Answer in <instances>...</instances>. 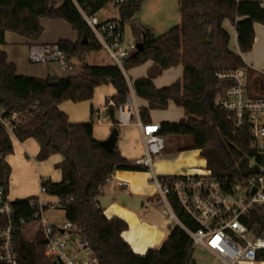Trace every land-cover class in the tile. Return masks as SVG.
Listing matches in <instances>:
<instances>
[{"label": "trees", "instance_id": "1", "mask_svg": "<svg viewBox=\"0 0 264 264\" xmlns=\"http://www.w3.org/2000/svg\"><path fill=\"white\" fill-rule=\"evenodd\" d=\"M111 0H63L56 8L54 0H0V109L8 112H27L18 125L15 136L19 141L29 138L39 144L37 160L42 162L58 154L61 180H45L49 196L56 197L65 212L66 220L73 223L81 237L98 256L101 264H189L194 252L192 238L178 225L171 226L168 237L160 248L149 249L137 255L123 238L128 224L121 218H107L98 204V196L116 171H145L122 156L118 147L107 149L93 136V123H74L60 110L66 101L74 103L91 100L97 87L111 84L115 94L106 99L117 104L129 95L128 81L114 65L85 63L77 76H63L54 80L20 75L16 66L8 61L1 47L5 33L19 34L35 42L44 33L41 19H60L77 33L78 40H60V49L69 58L89 55L100 50L95 35L87 25L80 9L96 15ZM146 0L127 2L119 6L124 26L140 12ZM180 22L167 32L156 35L145 29L143 48L134 52L125 68L144 65L152 61L148 75L132 81L136 95L147 101L140 107L144 123L150 121L152 110H166L173 102L183 108L186 118L178 122L161 123V134L184 136L185 144L178 150H199L206 160V168L214 177L243 179L251 175L248 167L252 155L251 133L248 128L234 133V126L227 114L220 110L215 100L220 93L216 74L221 71L247 68L240 55L230 49V35L223 28L229 20L236 28L241 53L252 50L255 40V23L264 25V7L257 0H178ZM240 18H242L240 20ZM35 44V43H33ZM183 67L181 79L175 83L156 87L154 80L163 71ZM249 69V74L255 72ZM255 90L264 92V82L256 77ZM116 121L114 109L109 110ZM117 126H113L115 128ZM118 128V127H117ZM0 188L7 194L11 167L6 158L14 152L13 139L0 130ZM259 161H263L260 157ZM17 231L15 234L18 264H52L45 255V239L39 231V222L29 199L14 200ZM173 207L178 217L192 230L198 228L177 202ZM243 221L253 232L264 236V213L254 210ZM34 225V238L28 239L26 231ZM257 261H264V250L257 254Z\"/></svg>", "mask_w": 264, "mask_h": 264}, {"label": "built area", "instance_id": "2", "mask_svg": "<svg viewBox=\"0 0 264 264\" xmlns=\"http://www.w3.org/2000/svg\"><path fill=\"white\" fill-rule=\"evenodd\" d=\"M142 0H111L113 7L123 3ZM80 12L99 42L100 50L108 54L123 74L125 64L136 52L138 42L134 39L124 43V26L119 15L101 20L96 15ZM29 61L32 64L57 63L62 70L72 71L75 65L62 51L58 43H35L29 47ZM249 69L237 68L216 74L220 93L215 103L224 111L234 126V133L248 128L251 133L252 155L248 167L251 175L243 179L214 177L205 168L200 173L152 177L158 194L150 205L161 207L163 214L174 226H180L193 240V247L207 250L222 264H241L256 262L259 251L264 250V236L249 229L245 218L254 210L264 213V95L252 90L249 83ZM125 102L117 104L108 100L102 106L92 109V123L123 127L135 124L142 128L146 146L145 154L134 160L135 166L152 170L154 162L166 150V137L161 134V124L144 123L140 109L134 98L132 86ZM113 108L116 121L109 110ZM27 112L0 109V130L9 137L16 138L18 125ZM4 155L0 149V161ZM262 157L263 161H259ZM112 178L108 180L110 182ZM126 187V182H121ZM103 191V189H102ZM101 191V192H102ZM41 185L40 195L29 199L34 210V218L39 222V231L45 239V255L52 264H101L89 243L84 240L72 222L49 220L45 212L49 208L61 209L59 200L48 201ZM177 200L184 212L193 219L198 228L192 230L177 215L173 200ZM3 188H0V264H18L15 234L17 231L15 212Z\"/></svg>", "mask_w": 264, "mask_h": 264}, {"label": "crops", "instance_id": "3", "mask_svg": "<svg viewBox=\"0 0 264 264\" xmlns=\"http://www.w3.org/2000/svg\"><path fill=\"white\" fill-rule=\"evenodd\" d=\"M257 1H260L262 3V6L264 7V0ZM54 2L56 8H59L63 4V0H54ZM137 15L138 13L134 17H136ZM112 16V14H107L100 19L106 20L111 18ZM134 17L132 19H134ZM241 19L242 18H240V20ZM61 21L62 20L60 19H41V24L44 27V34L39 40L35 42H32L16 33H5V44L1 47V49L7 54L8 61L16 66L18 74L34 76L42 79L49 78L48 73L49 70H51L49 69V65H34L32 63L30 64L28 56L29 47L33 43H56L60 40H65L57 30V28L61 25ZM223 28L230 35L229 46L231 51H233L237 55H240L247 66L251 69H253V66L250 65V62H253L254 64H256V66L259 67L263 66L264 68V25L255 23L254 45L252 50L248 53H241L238 46V34L236 28L229 20H225L223 22ZM145 29L151 28L142 25L141 29L139 30V33L141 34L140 38H142ZM48 30L54 32V35H52V37L46 36ZM151 30L153 31V29ZM68 38V40L72 42H76L78 40V37L75 35V33L70 35ZM73 59L74 57H72L71 60L73 61L75 68L72 71L77 69L76 63ZM78 59L79 63L81 64L80 72H78L76 75L69 76H77L81 74L83 72V65L85 63H88L86 59L79 57ZM106 60L107 59H103L101 63H98L96 65H113L112 62L108 63V61ZM152 66L153 62L149 61L144 65L132 68L127 72H132L135 75L133 80H135L137 78L147 76L148 71ZM58 68L59 71H61L60 75H57L52 70L58 77L67 76L63 72H72L62 70L60 67ZM182 75L183 67L180 65L163 71L160 76L155 78L154 83L156 87L168 86L181 79ZM127 76L128 73H126V79L128 78ZM132 81L130 85L132 86V91L138 108L140 109V107L142 106H147V101L139 98L136 95L132 85ZM114 94L115 89L112 88L110 93L104 95L103 101L95 102L93 101V98L85 102L83 101L84 105L86 106L84 109L82 108V110L79 106H75L69 111L65 107H63L62 104L60 105V110L68 115L71 122H92V109L95 106L104 105L106 103V99L112 97ZM83 103H81L80 105H83ZM173 107H175V109H181V111L177 110L178 112L176 119H174L173 117H168L169 112L152 110L150 112L149 122L161 124L165 121L178 122L181 119L186 118V114L183 108L176 106L173 102H170L166 110L173 111ZM94 124L95 123H93L94 138L99 141L108 139L113 126L109 124H98L100 128L97 132L95 131ZM118 130L119 135L116 146L118 147L122 156L130 161H134L142 157L146 152L142 128L135 124H132L129 126L118 127ZM170 137L171 136H167L166 141H171L172 139H170ZM13 147L14 152L11 155L7 156L6 160L11 167L12 181L13 183L16 181L18 182V184H16V186H13V184L11 185L9 179V191L7 195L10 200L14 201L18 199H31L38 197L40 195L42 182L45 181V176L49 178L48 180H51L53 182H59L61 180V171L59 169V164L62 160V157L60 155L55 154L50 156L45 161H38L36 158L40 147L38 142L33 138H29L25 141H19L17 138H13ZM203 160L206 163V160ZM205 168L206 166L202 168L198 165V161L196 160V158L191 155V150H177L176 152L171 151L167 153L164 152L156 160V162H154L153 169L149 172L132 170L116 171L112 177V180L108 182V184L103 188V191L98 196L97 201L107 218L111 219L113 217H118L127 222L128 229L123 233V238L131 246L134 253H136L137 255H145L149 249L160 248L164 244L168 237L169 230L172 226V222L165 217L162 211H160L159 209H150V207H152L153 205H150L149 202L154 200L156 194L155 187L152 184V177L154 175L169 176L183 175L187 173H200L204 171ZM121 182H126L127 186L122 187L120 185ZM45 196L55 201L57 200L56 197L49 195ZM256 262H246L242 264H255Z\"/></svg>", "mask_w": 264, "mask_h": 264}, {"label": "rangeland", "instance_id": "4", "mask_svg": "<svg viewBox=\"0 0 264 264\" xmlns=\"http://www.w3.org/2000/svg\"><path fill=\"white\" fill-rule=\"evenodd\" d=\"M107 14H112V15H119V7H113L111 3H108L102 10H100L96 16L98 18H102L103 16H106ZM120 16V15H119ZM180 22V12H179V6H178V0H146L142 7L140 12L134 19H130L126 21L125 26H124V43L127 44L130 40L134 39L138 42L142 41V38H140V33L139 30L141 29L142 25H145L146 27H149L153 29V31L157 34H163L167 32L171 27L177 25ZM59 31L60 35H62V38L65 40H68L69 36L75 33V35L78 37V33L65 21H61V25L57 28ZM44 34V33H43ZM42 34V35H43ZM54 35V32H51L48 30L47 37H52ZM42 37V36H41ZM57 43V42H56ZM246 57V56H245ZM83 59H86L88 63L90 64H98L101 63L103 59H107L108 63H111L112 60L108 59V54L105 51L99 50V51H94L90 53L87 56L82 57ZM74 62L76 63L77 69H75L72 72H63L65 75H76L78 72H80V67L81 64L79 63L78 57H74ZM253 66V70H255L254 74L249 76V83L251 85L252 90H255L253 83L256 77L260 78L264 82V68L263 66H256L253 62H250ZM31 64V63H30ZM41 64H46L49 65V69L53 70L57 75H60L61 71H59V65L57 63H41ZM40 64V65H41ZM35 65V64H34ZM128 70H125V77L126 73H128V78L127 81L129 84L135 77V75L132 72H127ZM49 74V73H48ZM114 89L113 85L111 84H102L101 86L97 87L94 93L93 101L95 102H100L103 101V97L105 94L110 93L111 89ZM258 93L264 95V92L262 93V90H258ZM85 102V101H84ZM83 102H78L74 103L72 101L66 100L62 103L63 107H65L67 110L73 109L75 106H79L82 110L84 109L86 105H80ZM171 110H160V112H169L168 117H173L176 119L177 117V110L181 109H175L173 107ZM95 131H99V125L94 124ZM168 139V138H167ZM170 139L171 141L168 140L166 141V150L165 152H176L180 146H183L185 144L186 138L184 136H171ZM183 141V142H182ZM179 151V150H178ZM191 155H193L196 160L198 161V165L201 166L202 168L206 166L205 161L203 160L200 151L198 150H191ZM156 162V161H155ZM14 171V170H13ZM149 172L150 170H145L143 172ZM22 176V175H21ZM10 184L13 186H16L18 182L12 181V172L10 173ZM20 178V176H19ZM49 178L45 176V180H48ZM19 181V180H18ZM153 184V183H152ZM155 187V185L153 184ZM156 190V195L158 194L157 189ZM43 198H45L48 201H55L53 199H50L49 197L43 195ZM152 210L159 209L162 211L165 209V206L161 207H156L152 206L150 207ZM45 216L49 218V220L54 221L56 219H60L61 221H66L65 217V212L62 209H53L49 208L45 212ZM174 222H172V226H174ZM35 229V226L32 225L28 227L26 231V237L28 239H33L35 234H33V230ZM193 261H191L189 264H222L221 261L216 259L215 257L211 256V254L205 250L202 249L201 247H195L193 255H192ZM246 263V262H241ZM255 264H264V261H257Z\"/></svg>", "mask_w": 264, "mask_h": 264}, {"label": "water", "instance_id": "5", "mask_svg": "<svg viewBox=\"0 0 264 264\" xmlns=\"http://www.w3.org/2000/svg\"><path fill=\"white\" fill-rule=\"evenodd\" d=\"M142 48H143V42L142 41L138 42L137 49L141 50ZM55 78H56V74L52 70H49V79L54 80ZM118 135H119L118 128L117 127L113 128L108 139L102 141V144L107 149L113 150L116 147L118 141Z\"/></svg>", "mask_w": 264, "mask_h": 264}]
</instances>
